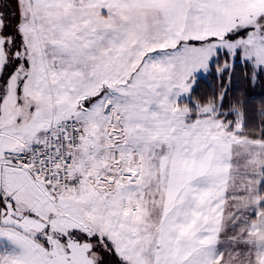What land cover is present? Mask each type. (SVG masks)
<instances>
[{
  "label": "snow or ice",
  "instance_id": "snow-or-ice-1",
  "mask_svg": "<svg viewBox=\"0 0 264 264\" xmlns=\"http://www.w3.org/2000/svg\"><path fill=\"white\" fill-rule=\"evenodd\" d=\"M0 264H264V0H0Z\"/></svg>",
  "mask_w": 264,
  "mask_h": 264
}]
</instances>
